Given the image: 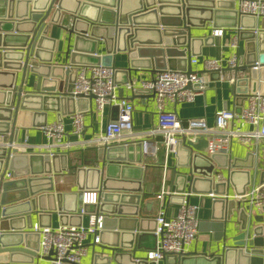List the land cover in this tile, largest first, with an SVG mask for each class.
<instances>
[{
	"label": "water",
	"instance_id": "95a60500",
	"mask_svg": "<svg viewBox=\"0 0 264 264\" xmlns=\"http://www.w3.org/2000/svg\"><path fill=\"white\" fill-rule=\"evenodd\" d=\"M236 1L0 0V264H56L52 261V252L49 256L39 255V242L32 247L28 244L33 227L32 223H28L31 215L50 218L52 214H57L61 225L79 226L82 217L90 213L101 215L102 220L101 230L97 232L99 242L89 244L92 251L89 264H156L147 260L146 255H137L155 249V217L140 214L141 189L134 194L122 191L119 182L127 178L111 170V167H130L132 159L128 156L131 148L139 150L135 162L141 163V143L121 146L98 144L96 159L100 162L99 166L78 167L77 190L57 192L53 176L67 166V153L49 154L41 150L20 153L12 144L19 134V119L47 111L61 114L60 104L66 106L69 101L86 103L84 107L76 106L68 111L70 114L88 109L93 96L74 99L69 95L79 64L110 65L114 68L116 82L117 74L126 75L122 84L132 82L130 77L134 68L194 71L191 58L199 54L200 44L209 41L207 36L195 35L194 31L205 29L209 23L214 27L223 25L219 23V17L224 14L233 17L229 23L233 27L238 22L242 27L247 16L253 19L252 24L247 25L250 29H238V37L246 41L245 63L242 57L238 58V70L242 74L238 73L230 82L231 92L237 95L235 110L238 111L246 95L256 89L253 88L256 79L264 82V26H260L262 30L257 32L256 18L240 14L236 10ZM53 26H61L66 32L65 55H70L71 60L64 66L40 59L39 50L45 47L49 39L47 34ZM100 48H103L101 54L98 52ZM258 49L261 51L262 66L257 70L251 66ZM75 53L93 56L95 60L74 61ZM118 53L127 54L129 66L115 67ZM141 61L143 65L137 64ZM211 76L219 79V72H211ZM32 77L34 85L30 84ZM133 91L143 93V90ZM119 94L122 95L121 90ZM113 108L117 111V106ZM64 111L62 113H66V108ZM45 123L42 120L35 125L41 127ZM206 145L207 141L203 138H182L178 141L176 155L179 148L187 149L185 166L188 170L183 172L173 168L168 189L178 193L185 189L223 193V187L232 184L235 174L242 172L245 177L236 193L244 194L250 184L249 172L238 169L253 166V152L248 150L243 160L234 158L231 171L225 176L218 173L217 168L226 167L230 158L221 153L208 158L203 156L200 152ZM57 160H61L62 164ZM138 169V181H141L144 168L139 166ZM6 171L12 173L11 178L4 177ZM216 177L217 181L214 180ZM41 182L46 184L41 185ZM263 183L264 171L259 185ZM83 191H95L96 204H82ZM165 199L179 203L183 195L165 196ZM221 201L224 204V200ZM124 205L132 206L133 210L126 211ZM151 206L152 202H145L146 209H151ZM249 210V206L245 205L239 212L238 233L227 237V223H224L222 251L219 254L166 255L162 261L165 264L167 261H172V264H200L202 259L207 264H264V221H250ZM227 212L225 220L228 222L231 209ZM77 214L76 221H69L68 218ZM126 215L131 218H125ZM20 222L22 226H19ZM39 225L50 227L51 223L49 220L46 224L39 222ZM36 234L39 235L38 232ZM150 237L153 245L150 244Z\"/></svg>",
	"mask_w": 264,
	"mask_h": 264
},
{
	"label": "crops",
	"instance_id": "0c3cea01",
	"mask_svg": "<svg viewBox=\"0 0 264 264\" xmlns=\"http://www.w3.org/2000/svg\"><path fill=\"white\" fill-rule=\"evenodd\" d=\"M228 12V11H227ZM221 19L220 26L214 27L211 23L207 24L205 29H199L194 31L193 34L200 36H207L209 41L205 44H200L198 46L199 54L195 57H192L191 64L192 69L197 72L203 71V60L207 58H220L222 60H226L232 53L237 52L238 58L239 56L243 58V62L246 60V41L238 37V29H250L247 25H251L253 19L245 18L242 24V27L237 26H229V23L232 22L233 17L227 14L219 17ZM257 27L255 30L260 32V26H264V21L261 18L255 19ZM220 28L222 29V34L219 36H215L212 34L213 29ZM48 40L44 48H41L40 51V59L43 61L51 60V63L58 64L59 66L63 64L69 63L71 60L70 55L66 57V32L61 26H53L50 28L49 33L47 34ZM236 36L237 39V48H233L231 46L232 39ZM52 40V43H51ZM259 50V49H258ZM255 55V61L261 63V59L259 57L260 50ZM98 52L101 54L103 52V48H100ZM74 61H87L91 62L94 59L93 56L81 55L80 53H75L73 57ZM195 59V61H193ZM139 65H143V62H137ZM254 64V63H252ZM83 64H79L81 66ZM129 66V58L127 54L118 53L115 58V67L116 68H124ZM150 70L144 68H134L131 70V81L135 90H141L140 81L143 78L149 76ZM206 73V72H205ZM236 73L234 70L228 69L226 66L223 67L220 79H216L215 76H211V73H206L205 76L209 81V86L202 92L198 93L191 103H178L176 105L168 104L166 108L168 110H175L176 114L182 120L192 117H203L209 125L214 124V114L216 110L228 108L235 109L237 99V95H234L230 90V82L228 81L229 77L233 76ZM237 73H241L240 70H237ZM242 74V73H241ZM126 75L123 73L117 74V80L119 81L117 87V95L118 98H126L133 105L132 112V122L134 131H147L151 128L157 126L158 123V114L156 111V103L153 96L143 93H135L134 91L128 89L125 84L121 82L125 79ZM34 77L30 79V84L34 85ZM29 88V87H27ZM253 88H258L260 90H264V82L256 79V83ZM122 91V95L119 94V91ZM86 103L80 101L78 103L69 101L66 103V106L60 104V113H56L55 111H47L45 114L40 113V115L32 114L29 117H21L19 119L20 128H18V137L14 141L15 145L18 146L17 149L20 153H34L41 148V151L52 153H67V166L62 167L60 173L55 174L53 176V185L54 190L57 192H70L76 191V169L78 167H88V166H99L100 162H97L96 159V149L97 146L95 143L87 144V140L97 138L104 129L105 124L108 120L112 119L116 116V110L111 106H106L104 112L99 113L92 102L89 101L88 109L83 112V131L80 135H74L71 133V114L68 112L74 109L76 106L84 107ZM242 104H245V100L242 101ZM66 108V113L64 109ZM45 121L46 123H54L59 122L63 127V134L60 138H47L40 127H37V123L40 121ZM28 123V125L26 124ZM243 129H250L246 123L241 124ZM150 140H156L158 136H148ZM140 138H131L128 134H125L123 137L118 140L112 142V145L121 146L126 144H135L139 142ZM69 142L70 146L66 148L64 146L65 143ZM86 142L85 144H83ZM93 149V157L88 164L81 163V157L78 159H72L70 156V152L76 155V152H81L88 154V150ZM248 150L253 152L252 163L253 166L251 168L238 170L244 171L248 170L250 184L246 186L245 192L250 190L254 186L259 185L261 173L264 171V138L258 140H252L250 144H243L237 140H233L231 142L230 148L227 151L228 165L226 167L217 168L218 173L227 175L231 171V162L234 158H240L243 160L245 158V154ZM139 150L130 149L129 159H132L130 167L125 169L120 168H112L111 170L120 176L127 178L125 180H121L119 182L122 188V191H126L127 194H134L138 189H141V201L139 204L140 214L149 218L155 217L158 209L163 208L166 211V214H172L175 212L178 202L166 201L165 197L158 202L152 199V196L155 192L160 189L161 183L164 182L165 188H168L170 185V178L172 176V169L176 168L179 171H187V149L181 147L179 148L178 154H174L170 156L168 160V168L164 171L161 168L162 164V153L158 152L156 158L144 157L141 153V163H136V157ZM91 153V152H90ZM73 156V154H72ZM57 162L61 165L62 161L57 160ZM127 164V163H126ZM139 166L144 168L142 173L141 181H138L140 176ZM233 170V169H232ZM238 172V171H237ZM242 173V172H241ZM235 174L234 181L232 184L226 185L223 187V191L215 194L214 198L210 197L207 193L202 192H192V194L188 197L191 203L198 205V233L197 237L190 244L185 245L184 254L186 257L193 254H206L207 256H211L214 254H219L222 251L223 241L221 240L222 235L224 233V223H227V237H230L233 234H236L240 231V210L244 208L247 203L243 199H239L236 197V190L239 189L242 185V181L244 179V174ZM224 178V177H223ZM80 180V179H79ZM217 181V177L214 179ZM222 180V179H221ZM46 182H41V185H45ZM222 188V187H221ZM183 192H189L188 190H184ZM191 192V191H190ZM178 194H181L179 192ZM215 199V200H214ZM218 200V201H216ZM221 200H224V204ZM145 202H152L151 209L145 208ZM124 209L128 212L133 210V207L130 205H124ZM92 207L89 206V210ZM228 209H231V214L229 215V221L227 222L226 215L228 214ZM78 214L76 216L68 218L69 221H76ZM125 218L130 219V215H126ZM248 218L250 221H264V211L260 213L255 211L253 208H250L248 212ZM88 216L82 217V224L85 225L87 223ZM50 220V227H57L60 224V219L57 214H52L50 218L42 217L38 218L36 215H31V219L28 223L37 224L39 227H43L40 224H46ZM226 221V222H225ZM27 223V224H28ZM19 226H22V223H19ZM125 224L129 225L131 222H125ZM27 230V229H25ZM37 232L30 229L31 236L28 239V244L32 247L35 246L39 242V235ZM38 240V241H37ZM91 242H89L90 244ZM154 243V241H153ZM152 239L150 237V244H152ZM88 244L86 253L81 257L80 264H89L91 260V247ZM153 250V249H151ZM148 251V250H147ZM147 251L139 252L137 255L143 256L146 255ZM200 264H207V262L202 259ZM166 262L159 260L156 264H165ZM172 261H167V264H172ZM187 263V262H186Z\"/></svg>",
	"mask_w": 264,
	"mask_h": 264
},
{
	"label": "built area",
	"instance_id": "2783aa9c",
	"mask_svg": "<svg viewBox=\"0 0 264 264\" xmlns=\"http://www.w3.org/2000/svg\"><path fill=\"white\" fill-rule=\"evenodd\" d=\"M236 10L240 14L251 15L264 21V0H237ZM212 34L219 36L222 29H213ZM231 46L237 48L236 36L232 39ZM192 60V59H191ZM195 61V59L193 60ZM226 66L236 73L229 77L233 82L238 70V54L232 53L226 60L220 58H207L203 60V71L186 73L182 70L165 68L150 70L149 76L140 81V88L145 94H153L158 114L157 126L147 131H134L132 122L133 105L126 98H118V84L114 79V68L102 63L81 65L75 74L69 95L74 99L78 96L88 98L93 96L91 102L99 113H103L106 106H117L115 119H110L104 126L103 132L94 139L87 140V144L96 145L112 143L128 134L131 138L139 137L141 153L144 157L156 158L158 152L162 153L161 168H168L170 156L176 154L177 143L182 138H203L207 145L203 152L205 157L212 154H227L231 142L237 140L243 144H250L252 140L264 138V91L256 88L245 97V104L239 110L223 108L215 111L214 124L209 125L203 117H192L182 120L175 110H168V104L191 103L196 95L209 86L206 73L219 72V79L223 67ZM262 64L258 61L251 68L259 69ZM206 72V73H205ZM126 87L134 90L133 84L127 83ZM188 85H190L188 87ZM83 112L75 111L71 114V133L80 135L83 131ZM246 123L250 129L246 130L241 124ZM47 138H60L63 134L61 123H45L40 127ZM148 136H158L156 140H150ZM84 142L83 144H85ZM13 142V146H16ZM66 148L70 146L67 142ZM41 148L38 149V151ZM6 179L12 177L10 171H6ZM264 183L252 187L242 195H236L243 199L250 208L261 212L264 207ZM178 194L175 190L165 188L164 182L155 192L152 199L160 202L165 196ZM192 192H182L183 199L178 203L174 213L166 214L163 208L158 209L155 216L156 236L155 249L148 250L146 258L149 261H159L166 255H183L185 245L190 244L198 233V205L191 203L188 197ZM214 198L215 194L207 193ZM82 204H96L95 191H83ZM82 212V209H80ZM101 215L90 213L87 223L79 226L59 225L57 227H39L34 224L32 229L39 233V255L51 257L56 264H80L81 257L86 253L89 242L98 243L97 232L101 230Z\"/></svg>",
	"mask_w": 264,
	"mask_h": 264
},
{
	"label": "trees",
	"instance_id": "16d2710c",
	"mask_svg": "<svg viewBox=\"0 0 264 264\" xmlns=\"http://www.w3.org/2000/svg\"><path fill=\"white\" fill-rule=\"evenodd\" d=\"M91 152V153H90ZM72 154H73V156H72ZM76 155H74V153H71L70 152V156H71V158L72 159H76V157H78V159H80V157H81V163H83V164H88V162L89 161H91V159H92V157H93V149H89L88 150V154H85V153H81V152H76L75 153ZM74 156H76V157H74Z\"/></svg>",
	"mask_w": 264,
	"mask_h": 264
}]
</instances>
